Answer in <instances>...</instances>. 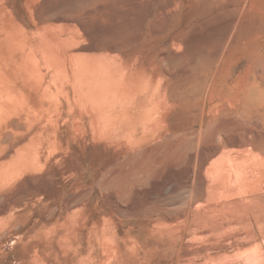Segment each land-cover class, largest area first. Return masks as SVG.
I'll return each mask as SVG.
<instances>
[{"label": "bare ground", "instance_id": "1", "mask_svg": "<svg viewBox=\"0 0 264 264\" xmlns=\"http://www.w3.org/2000/svg\"><path fill=\"white\" fill-rule=\"evenodd\" d=\"M255 2L26 0L24 4L33 11L39 25L35 24V33L18 25L21 38L12 36V51L0 56V133L5 136L0 138V149L5 147L8 142L5 139L11 134L30 136L19 154V161L30 160L38 165L43 145L49 148L60 145L57 137L65 126L64 132L82 135L84 139L92 137V142L85 146L87 150L96 147L99 151L103 142L114 147L119 158L107 168L113 183L117 175H125L130 191L143 190L139 192L146 194L145 200L154 196L164 198L165 190L177 192L172 178L174 168L170 161L163 162L172 154L142 146L160 141L162 130L166 132L164 139L173 136L166 112L206 87L227 45L250 44L243 41L259 24L253 23ZM260 7L264 9V0ZM186 8L190 11V19L202 18L218 8L228 9L229 17L226 20L219 17L214 23L217 30L208 20L219 42L213 51L197 44L198 34L194 35L195 41L190 36L187 38L188 22L168 44L159 47L161 61L167 63L163 67H168L164 74L172 76L174 71H180L184 75L179 87L172 88L171 83L163 86L164 76L155 79L159 69L155 53L140 45L146 35L144 25L149 22V38H166ZM79 9L81 13L77 12ZM241 15L244 19L238 28ZM205 30L203 33H207ZM28 34L38 37L39 42L27 43ZM80 42L84 44L79 45ZM15 48H20V54H16ZM262 94L259 92L255 96L253 104L264 117ZM260 123L264 126L263 120ZM127 148L130 151L126 152ZM217 152L214 149L210 154ZM15 167L13 164L12 168ZM202 172L203 169L198 175L199 192L190 195L181 206L175 205V201L172 204L176 198L169 201L167 195L165 198L169 202L156 208L157 217L154 213H142L140 231L152 241L151 248L141 244L130 228L124 230L123 236L112 228L98 235L104 248L101 256L89 254L83 264H125L123 251L136 248L139 250L137 264H264V204L259 203L261 197L257 196L251 202L260 206L259 211L246 213L249 204H244L239 197L244 193L256 194L262 189L264 148L254 142L252 151L218 160ZM180 181L189 182V171L180 176ZM179 196L182 198V194ZM221 200L225 203L219 204ZM159 227L162 230H157ZM234 229L237 231L231 232ZM28 264L47 263L33 252Z\"/></svg>", "mask_w": 264, "mask_h": 264}, {"label": "rangeland", "instance_id": "2", "mask_svg": "<svg viewBox=\"0 0 264 264\" xmlns=\"http://www.w3.org/2000/svg\"><path fill=\"white\" fill-rule=\"evenodd\" d=\"M25 1L0 0V56H6L12 51L10 45L12 36L21 38L18 25H23L29 33L36 32L35 24L39 23L33 11L24 4ZM255 3L253 23L259 24L256 29L254 26L253 33L249 37H244L243 41L250 44H240L237 47L232 43L227 45L224 52H221L220 60L215 63L213 74L209 77L205 89H200L199 94H194L188 101L175 104L169 113L166 112L167 119L169 118L171 122L170 130L173 136L164 139L166 132L162 130L160 141H150L142 146L172 154L163 160L164 163L170 161L174 168L172 178L178 191L170 193L165 190L163 194L165 197L168 195L169 201L176 198L172 204L175 201V205L178 203V206H181L190 195L199 192L198 175L202 169L204 173L205 169H209L211 164L218 160L252 151L254 142L264 148V126L260 123L261 120L264 121V117L253 104V99L259 92L264 96V9L260 7L262 0H256ZM34 4L37 5L38 2L34 1ZM77 12L82 11L79 9ZM220 13L223 14L217 16ZM227 16L229 17L228 9L218 8L202 18L190 19V11L186 8L179 23L170 29L172 33L166 38H149L147 36L149 22H146L144 25L146 35L140 40V45L145 50L155 53L154 58L158 61L159 68L155 79L164 76L163 86L171 83L172 88L179 87L184 75L180 71H174L172 76L164 74L168 67H163L167 66V63L161 61L159 47L168 44L188 22L187 38L190 36V39L194 40L198 36L197 44H202L207 51H213L219 46V42L216 41L217 35L214 36L211 29L217 30L214 23L219 17L226 20ZM243 19L244 15H241L238 28ZM208 20H211L212 24ZM208 22L213 25L212 28ZM203 27L207 30L205 34ZM208 35L209 37H206ZM199 36L204 37L203 40L207 38L206 41ZM39 40L38 37L28 34L26 42L36 44ZM15 50L16 54H20V48ZM203 74L205 76L204 72ZM253 118L257 121L255 119L254 122ZM5 122L7 120L2 124ZM61 123L60 121L59 124ZM64 130L65 126H62V132L57 137L60 145L55 148L43 145L41 162L38 165L30 160L19 161V154L22 153V148L30 136L11 134L8 137L7 133H4L8 142L0 149V264H28L33 252L45 259L47 264H83L89 254L101 256L104 248L99 243L98 235L112 228H116L120 236H123L124 230L130 228L141 244L146 248L152 247V241L148 239L147 234L140 231L139 218L142 213H154L153 216L157 217L156 208L169 202L168 199L154 196L151 200H145L146 194L139 192L143 190L139 189L138 193L130 191V183L122 174L117 175L113 183L112 174L108 169L109 165L119 158L114 147L108 142H103L99 151L96 147L87 150L85 146L92 142L91 136L84 139L82 135L67 133ZM3 136L0 133V138ZM214 149L218 152L211 155ZM128 151L130 148H127L126 152ZM13 164H16L15 168H12ZM188 171L189 182L182 183L180 176ZM175 192L177 196L182 194V198L179 196L177 200ZM257 196L261 197L259 203L264 204V185L256 194H240L243 203L249 204L246 213H253L256 209L259 211L260 206L251 202ZM224 203L222 200L219 202ZM253 208L255 209L252 210ZM183 210L186 211V208ZM157 230L162 228L159 227ZM236 231L234 229L231 232ZM123 253L122 259L125 264H137L139 255L137 248Z\"/></svg>", "mask_w": 264, "mask_h": 264}]
</instances>
